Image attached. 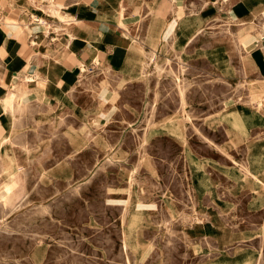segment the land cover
<instances>
[{
  "label": "rangeland",
  "instance_id": "rangeland-1",
  "mask_svg": "<svg viewBox=\"0 0 264 264\" xmlns=\"http://www.w3.org/2000/svg\"><path fill=\"white\" fill-rule=\"evenodd\" d=\"M163 3L155 1L157 7ZM215 5L216 0L203 1L187 11L205 7L209 19ZM173 6L166 19L155 16L154 32L145 31L146 10L130 25L133 51L142 58L139 75L118 77L105 69L80 82L94 108L82 111L76 127L57 107L33 106L14 128L26 92L21 109L11 112L4 108L7 96L1 98L0 121L8 137L1 151L15 169L0 168V264H199L231 241L217 211L200 208L195 181L201 178V157L218 153L227 164L244 162L217 144L224 135L237 144L229 131L206 124L215 126L228 105L249 106L255 86L264 88V81L232 82L205 62H190L186 45L192 38L221 26L187 31ZM101 76L103 85L93 84ZM199 225L206 234L192 235ZM258 264H264V251Z\"/></svg>",
  "mask_w": 264,
  "mask_h": 264
},
{
  "label": "crops",
  "instance_id": "crops-1",
  "mask_svg": "<svg viewBox=\"0 0 264 264\" xmlns=\"http://www.w3.org/2000/svg\"><path fill=\"white\" fill-rule=\"evenodd\" d=\"M142 1L0 0V100L7 96L5 110L11 112L21 104L17 98L10 101L13 89L21 88L17 97L26 90V103L16 112L14 128L18 127L23 110L33 106L57 107V112L76 127L82 111L94 108L90 94L81 88L82 80L89 81L105 69L118 77L139 75L142 59L133 51L135 37L130 36L129 28L143 10L150 16L145 31L154 32L155 15L158 20L166 19L165 12L173 5L176 6L174 16L180 17L187 31L201 32L205 24L209 27L210 23H216L220 29L198 34L186 45L190 62H205L215 75L232 82L237 79L264 81V0H230L229 4L216 0L210 13L214 15L208 19L209 12L202 7L196 11H203L198 20L193 19L195 12L187 9H197L207 0H184L189 2L185 8L179 4L181 0H166L167 4L158 7L157 0H144L152 2L151 5ZM173 23L168 22V26ZM82 67L85 72L79 71ZM83 75L87 77L82 78ZM94 82L103 85L102 76ZM254 92L253 97L259 96V102L251 98L252 103L241 104L240 110L235 104L223 110L222 106L217 124H206L209 129L223 125L229 131L232 142L237 144L230 145L227 135L217 144L233 155L239 154L243 166L227 164L218 153L216 158L195 153L205 160L199 164L201 178L195 181L200 208L211 206L231 230V241L223 244L227 250H220L218 245L220 252H213L215 258L212 255L200 261L202 264H258L264 251V88L255 86ZM3 115L0 109V119ZM91 115L89 112L88 116ZM4 131L0 121V139L7 136ZM2 155L6 156L0 148V162ZM204 228L195 226L191 234L205 233ZM208 237L210 245L216 247L215 237ZM244 242L249 245H240Z\"/></svg>",
  "mask_w": 264,
  "mask_h": 264
},
{
  "label": "bare ground",
  "instance_id": "bare-ground-1",
  "mask_svg": "<svg viewBox=\"0 0 264 264\" xmlns=\"http://www.w3.org/2000/svg\"><path fill=\"white\" fill-rule=\"evenodd\" d=\"M208 1V0H207ZM230 1V0H229ZM229 3V2H228ZM227 3V4H228ZM215 4V3H214ZM203 6V5H202ZM178 8V7H177ZM193 8V7H192ZM157 9V8H156ZM179 9V8H178ZM180 10H181V8H180ZM179 11V10H178ZM177 12V11H176ZM182 12V11H181ZM202 13V10H200L199 12H195V14L193 15V19L194 20H198L200 17H201V14ZM176 14V13H175ZM182 14V13H181ZM156 16V15H155ZM176 16V15H175ZM157 17V16H156ZM112 19V18H111ZM158 19V18H157ZM162 19V18H161ZM176 19H177V17H176ZM179 19V18H178ZM204 20V19H203ZM179 22V21H178ZM156 24V23H155ZM180 26V25H179ZM192 26V25H191ZM264 26V25H263ZM182 28V27H181ZM204 28V27H203ZM170 30V29H169ZM184 31V30H183ZM198 31V30H197ZM157 32H159V30L157 31ZM124 33H125V31H124ZM192 34H194V33H192ZM191 34V35H192ZM146 36V35H145ZM144 36V37H145ZM154 36V34L152 35V37ZM176 36V35H175ZM152 37H151V39H152ZM155 37V36H154ZM189 37V36H188ZM147 38H150V37H147ZM146 38V39H147ZM181 39V38H180ZM150 40V39H149ZM171 40V39H170ZM179 40V39H178ZM177 40V41H178ZM125 41V40H124ZM123 41V42H124ZM148 41V40H147ZM152 41H153V39H152ZM176 41V42H177ZM154 43V42H153ZM180 43V42H179ZM187 43V42H186ZM129 44V43H128ZM136 44V43H135ZM131 45V44H130ZM163 45V44H162ZM131 47V46H130ZM127 48V47H126ZM151 49V48H150ZM124 50V49H123ZM180 52V51H179ZM167 53V52H166ZM129 55V54H128ZM130 56V55H129ZM146 56V55H145ZM133 57V56H132ZM148 57V56H147ZM50 58V57H49ZM132 59V58H131ZM134 59V58H133ZM140 59H142V58H140ZM54 60V59H53ZM134 61H135V59H134ZM141 61V60H140ZM139 62V61H138ZM157 64V63H156ZM146 68V67H145ZM142 70V69H141ZM142 75V74H141ZM141 78V77H140ZM54 81V80H53ZM22 82V81H21ZM12 88H14V87H12ZM14 91L11 93V97H10V101L11 100H15L16 98L19 100L20 99V101L22 102V100H23V98H24V94H25V92H26V90L25 91H23L24 93H23V95H21V96H18L17 97V95H18V93H20L22 90H21V88H15V89H13ZM182 90V89H181ZM255 94V93H254ZM259 94V93H258ZM257 94V95H258ZM262 97H263V95H261ZM252 100H254V101H258L259 102V100H260V97L259 96H257V97H252ZM23 103V102H22ZM19 109H21L20 107H19ZM227 110V109H226ZM226 113V112H225ZM169 124V123H168ZM13 127V126H12ZM175 127V126H174ZM173 127V128H174ZM13 130V129H12ZM15 130V129H14ZM16 132V131H15ZM178 135H179V133H177ZM11 135H12V132H11ZM180 136V135H179ZM7 140H8V137L6 136V137H4L3 139H0V148H2L4 145H5V143L7 142ZM12 143V142H11ZM24 149H26V147L24 148ZM4 153H5V155H7V152L4 150L3 151ZM32 153V152H31ZM193 162V161H192ZM201 162V161H200ZM202 163V162H201ZM2 166H6L5 168H2ZM200 166H201V164H200ZM0 167L2 168V169H4V170H8V169H15V163H14V161H13V159L12 158H10V157H8L7 159H4V158H2V160H1V162H0ZM226 170V169H225ZM15 171V170H14ZM27 171V170H26ZM205 171V170H204ZM25 172V171H24ZM244 173V172H243ZM28 174V173H27ZM230 174H231V172H230ZM237 174V173H236ZM43 175V174H42ZM241 177V176H240ZM208 180V179H207ZM236 181V180H235ZM26 183V182H25ZM24 183V184H25ZM246 184V183H245ZM7 186V185H6ZM20 187V186H19ZM27 189V188H26ZM14 191V190H13ZM9 195V194H8ZM16 195H18V194H16ZM22 195H24V194H22ZM168 196V195H167ZM16 197V196H15ZM132 198V197H131ZM1 199V198H0ZM5 199V198H4ZM20 199V198H19ZM197 201V200H196ZM216 201V200H215ZM219 201V200H218ZM217 201V202H218ZM5 202H6V200H5ZM196 203V202H195ZM173 204V203H172ZM197 205V204H196ZM202 205V204H201ZM11 207H13V206H11ZM195 207V206H194ZM206 208V207H205ZM225 210V209H224ZM179 211V210H178ZM196 211V210H195ZM134 213H136L135 211H134ZM197 213V212H196ZM177 214V213H176ZM204 214V213H203ZM219 215V214H218ZM171 216V215H170ZM205 216H207V215H205ZM132 217V216H131ZM172 217V216H171ZM139 218V217H138ZM138 218H136L137 220H138ZM182 218V217H181ZM132 219V218H131ZM140 219V218H139ZM180 219V218H179ZM141 220V219H140ZM139 220V221H140ZM187 220V219H186ZM125 221V220H124ZM138 221V222H139ZM193 221V220H192ZM207 221V220H206ZM220 221V220H219ZM173 224V223H172ZM170 225V224H169ZM213 229V228H212ZM206 232V231H205ZM210 232H211V230H210ZM183 233V232H182ZM209 233V232H208ZM206 234V233H205ZM142 235V234H141ZM199 238V237H198ZM143 239V238H142ZM203 239V238H202ZM197 240H199V239H197ZM129 241V240H128ZM138 244V243H137ZM146 245V244H145ZM221 245H222V243H221ZM204 247V246H203ZM145 249V248H144ZM216 249H217V247H216ZM149 250V249H148ZM223 250H227V249H223ZM142 251V250H141ZM243 251V250H242ZM245 251V250H244ZM128 252V251H127ZM143 252V251H142ZM140 255V254H139ZM227 255V254H226ZM236 256V255H235ZM238 256V255H237ZM252 256V255H251ZM133 257H134V255H133ZM139 257V256H138ZM213 258H215L214 257V255H213ZM234 258V257H233ZM237 258V257H236ZM235 258V259H236ZM239 258V257H238ZM247 258V257H246ZM209 259V258H208ZM242 260H243V258H241ZM207 261V260H206ZM228 261V260H227ZM233 261V260H232ZM231 261V262H232ZM241 261V260H240ZM245 261V260H244ZM254 261V260H253ZM224 262V261H223ZM200 263V262H199ZM203 262H201L200 264H202ZM217 263V262H216ZM221 263V262H220ZM219 263V264H220ZM225 263H226V261H225ZM242 263V262H241ZM227 264H228V262H227Z\"/></svg>",
  "mask_w": 264,
  "mask_h": 264
},
{
  "label": "built area",
  "instance_id": "built-area-1",
  "mask_svg": "<svg viewBox=\"0 0 264 264\" xmlns=\"http://www.w3.org/2000/svg\"><path fill=\"white\" fill-rule=\"evenodd\" d=\"M79 71L85 72V67L79 68Z\"/></svg>",
  "mask_w": 264,
  "mask_h": 264
}]
</instances>
